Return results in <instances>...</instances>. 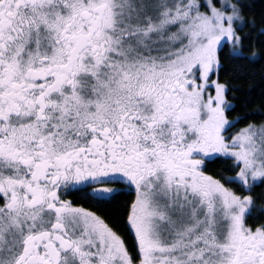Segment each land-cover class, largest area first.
<instances>
[{
    "label": "snow or ice",
    "instance_id": "snow-or-ice-1",
    "mask_svg": "<svg viewBox=\"0 0 264 264\" xmlns=\"http://www.w3.org/2000/svg\"><path fill=\"white\" fill-rule=\"evenodd\" d=\"M0 264H264V0H0Z\"/></svg>",
    "mask_w": 264,
    "mask_h": 264
},
{
    "label": "trees",
    "instance_id": "trees-1",
    "mask_svg": "<svg viewBox=\"0 0 264 264\" xmlns=\"http://www.w3.org/2000/svg\"><path fill=\"white\" fill-rule=\"evenodd\" d=\"M257 118H259V117H257Z\"/></svg>",
    "mask_w": 264,
    "mask_h": 264
}]
</instances>
